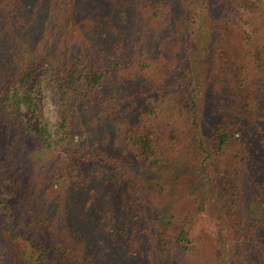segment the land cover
Returning a JSON list of instances; mask_svg holds the SVG:
<instances>
[{
    "label": "trees",
    "instance_id": "1",
    "mask_svg": "<svg viewBox=\"0 0 264 264\" xmlns=\"http://www.w3.org/2000/svg\"><path fill=\"white\" fill-rule=\"evenodd\" d=\"M216 3L227 16L234 13L246 18L244 30L235 32L233 27L224 30L234 33V52L228 53V57L223 51L228 58L219 63H228L239 70L241 87L254 84L255 89L247 98L261 101L264 110V0H216L215 4L213 0H0V157L4 158L0 160V167L7 168L16 177V172L35 161L40 150L58 152L65 161L54 158L61 162L50 180L69 184L71 189L66 201L74 199L72 206L61 207L64 213L48 215L53 209L54 197L50 204L37 208L31 201L33 195H29L28 213L34 222L29 220L25 226L24 211L20 208L22 196L0 183V235L3 238L0 264H102L104 253L98 235L105 225L95 226L88 233L90 223L75 197L92 195L93 202L97 201L93 197L101 192L98 214L106 217L107 212L103 211L110 199L108 195L115 196L125 185L130 197L122 207L131 213L130 218L135 217L134 213L140 217L146 215L144 230L150 240L134 248L136 246L132 245L136 243L133 242L144 237L140 234L137 237L134 229L129 235L130 225L112 230L117 233V244H121V259L136 264L160 262L165 253L164 231L154 220L147 219L146 210L138 206L139 201L134 197L146 194L147 188L137 191L135 183L167 166L171 159L165 140L174 142L177 137L169 130L162 132L157 128L156 115L149 120L147 130L139 131L123 130L118 122L109 129L95 130L91 123H100L95 122L96 115L116 103L114 83L118 75L133 71L141 78H152L157 61L151 55L153 50H162L169 40L187 37L189 25L197 33L196 53L191 62L195 70L188 69L187 77L201 85L202 75L207 73L205 68L208 71L210 66L208 59L214 36L202 37L213 35ZM104 7L108 9L104 11ZM222 38L224 42L228 37ZM192 81L189 80L195 83ZM148 85L147 80L145 86ZM43 86L44 89L53 87L56 94L59 121L54 133L49 131L39 113V92ZM192 101L195 106V100ZM237 128L234 123L220 122L208 150L195 116L193 135L201 166L204 168L207 160L215 157H230L249 170L248 176L259 186L264 166H251L258 153L251 157L247 143L237 145L236 149L235 134L240 131ZM109 141L113 145H108ZM108 146L112 150L106 148ZM91 162L98 164L86 171L85 164ZM71 183H75L74 187ZM204 194L207 198L195 209L197 214L193 213L191 220L179 228L169 261L180 252L191 253L194 249L191 227L200 212L212 211L217 217L222 233L219 244L224 249L220 264H232L231 257L235 254L230 248L234 239H228L227 231L246 235L243 240L248 237L255 209L248 198L250 192L238 196L236 201L241 202L242 208L233 216L219 195L217 197L206 186ZM231 204L233 206L234 202ZM107 219L108 215L102 218ZM35 224L44 225L45 229L36 228ZM239 264L247 263L244 259Z\"/></svg>",
    "mask_w": 264,
    "mask_h": 264
},
{
    "label": "rangeland",
    "instance_id": "2",
    "mask_svg": "<svg viewBox=\"0 0 264 264\" xmlns=\"http://www.w3.org/2000/svg\"><path fill=\"white\" fill-rule=\"evenodd\" d=\"M215 2L216 0H213V4ZM216 7L218 10L213 9L216 17L213 19V35L211 33L208 37H202L214 36L210 44L212 52L208 59L211 61L210 66L208 71L205 68L207 73L202 75L201 85L187 77L188 69L192 68L191 72L195 70L191 62L193 54L196 53L194 45L197 33V30L189 25L190 33L188 32L187 37L173 38L174 40H169L162 50H153L151 55L157 61L151 73L152 78H141L133 71L122 72L118 75L114 83L117 90L116 103L102 114L96 115L95 122L100 121V123H91V127L95 130L109 129L118 122L123 130L139 131L147 130L150 127L149 120L156 115L154 119L157 128L162 132L169 130L177 137L174 142L165 140L166 151L171 159L167 166L135 183L137 191L147 188V195L141 194L134 197L136 202L139 201L138 206L146 210L147 219L154 220L161 227V231L162 229L164 231L162 235H164L163 250L165 253L160 258V262L154 264H220L224 251L223 245L221 247L219 244L222 233L217 217L212 211H207L206 214L200 212L199 219L191 227V237L195 242L192 252L186 254L180 252L173 261H169V253L176 247L179 228L191 220L193 213L197 214L195 209L201 206L207 198L204 194L205 186L216 193L217 197L219 195L223 202L226 201L223 205L226 206L231 216L242 208L241 202L236 201L238 196L242 192H250L248 198L252 200L255 209L252 211L250 226L247 230L248 237L243 240V236L246 235L227 231L228 239H234L233 246L229 243L230 248L235 251L231 261L232 264H239L240 260L245 259L247 264H264V176L259 177V186L256 185L253 177L248 176L249 170L231 161L230 157L224 159L215 157L212 161L207 160L203 168L194 143L195 116L199 134L208 150L211 149L212 136L217 125L222 121L231 122L236 124L237 129L240 130L235 134L238 142L236 149L237 145L247 143L246 148L251 152V157L258 153L251 166L258 168L264 166L263 103L247 98V94L254 91V84L250 87H241L239 70H235L228 63L224 65L219 63L229 57L228 53L234 52L235 37L232 38L234 33L225 31L231 27L235 29V32L237 29L244 30L246 18L234 13L227 16L217 3ZM107 9L108 7H104V11ZM248 29L247 26V32ZM224 33H229V35H224ZM222 36L228 38L223 42ZM223 51L228 57L222 53ZM187 78L195 83L191 84ZM147 80L149 85L145 86ZM39 96L41 98L39 111L41 120L48 126L49 131L54 133L59 121L55 90L53 87L44 89L43 86ZM192 99L195 100V106H193ZM109 144H112L111 141L108 142ZM106 148L109 149V146ZM37 154L35 161L32 160L22 171L15 173L16 177L7 168L1 169L0 167V183L9 190L17 191L23 198L20 208L24 211L22 217L25 220V226H28L29 220L34 222L31 214L28 213L31 201L33 206L39 208L47 205L46 203L50 204L51 197H54L53 209L48 215L54 212L64 213V208L61 207L72 206L74 202L72 197L68 198L70 201H66V196L69 197L71 189L69 184L50 180L56 172L55 169L60 166V160L65 161L64 156L58 152L51 154L45 150H40ZM52 156H54L53 159ZM54 158L60 160L56 161ZM0 160L4 158L0 157ZM95 164L98 163L85 164L84 168L86 171H91ZM71 184L74 187L75 183ZM127 187L128 185L121 186L115 196L108 195L110 198L106 205L108 209L104 208L103 211L107 212V220H102V218L106 219L107 215L102 217L100 213L98 214V206L101 207V192L93 197L97 200L93 202H91L92 195H86L85 198L75 197L81 203L79 208L84 211L90 223L88 233L94 230L95 226L105 225V228H100L98 235L104 253L101 258L102 264H136L132 261L125 262V258L121 259L119 254L122 252L119 250L121 244H117V233H112V230L117 231L122 225H130L129 235L133 234L132 229H134L137 237H144L143 240L138 238L139 240L133 242L136 243L132 245L136 246L134 248H140V245L143 246L146 241L150 240L149 233L144 230L146 215L143 214L140 217L134 213L135 217L130 218L131 213H128L127 208L122 207L126 198L130 197ZM31 194L33 197L30 201L29 195ZM231 202H234L233 206ZM119 217L121 220H118ZM84 222L88 224L86 218ZM155 223L153 224L154 230L156 229ZM35 227L45 229L44 225L37 227L35 224ZM1 244H3V238L0 235Z\"/></svg>",
    "mask_w": 264,
    "mask_h": 264
}]
</instances>
